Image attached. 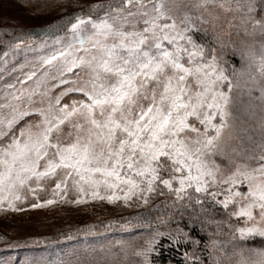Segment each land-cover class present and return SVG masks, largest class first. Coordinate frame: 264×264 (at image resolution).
Masks as SVG:
<instances>
[{
	"label": "snow or ice",
	"instance_id": "6c2138e0",
	"mask_svg": "<svg viewBox=\"0 0 264 264\" xmlns=\"http://www.w3.org/2000/svg\"><path fill=\"white\" fill-rule=\"evenodd\" d=\"M64 23L46 54L11 64L37 39L22 32L0 55V212L168 196L161 223L216 228L183 264H264V0H108ZM163 237L201 243L152 229L141 264Z\"/></svg>",
	"mask_w": 264,
	"mask_h": 264
},
{
	"label": "rangeland",
	"instance_id": "374dc122",
	"mask_svg": "<svg viewBox=\"0 0 264 264\" xmlns=\"http://www.w3.org/2000/svg\"><path fill=\"white\" fill-rule=\"evenodd\" d=\"M104 1L107 0H0V5L8 8V13L18 14L19 21L24 24L22 27H30L43 24L73 7L83 10ZM2 7L0 10L7 11ZM65 33L66 30L61 34L49 36V43L57 36L63 37ZM39 40L36 39L32 49L14 50L17 54L14 59L9 56L11 64L23 63L25 58L33 60L46 54L47 49H39ZM50 192L51 186L40 195L47 198ZM166 199L167 196H158L147 206L131 208L94 202L83 205L55 204L40 209H30L24 205L27 210L23 212H0V264H9V261H13V264H24L26 260H46L51 264H55L56 261H63V264H141V258L135 256L134 252L143 246L144 239L151 234L152 229L168 231L181 226L163 224L160 219L153 223H139L135 227L123 229L121 227L108 229L105 225L115 222L112 226H118L122 218L144 213ZM160 218L167 220L169 217ZM220 219L228 218L222 215ZM230 222L239 223L235 219ZM89 226H95L91 232L78 231ZM209 232L215 233V226L206 231L205 242L209 240L207 235ZM164 238L166 237L161 238V241ZM213 238L229 239V229L226 226L222 227L221 234ZM32 240L44 241L46 244L35 247L36 244L31 243ZM17 241L21 244L28 242L25 247L29 250L16 251V248L9 247ZM1 249H10L13 253H3Z\"/></svg>",
	"mask_w": 264,
	"mask_h": 264
},
{
	"label": "trees",
	"instance_id": "16d2710c",
	"mask_svg": "<svg viewBox=\"0 0 264 264\" xmlns=\"http://www.w3.org/2000/svg\"><path fill=\"white\" fill-rule=\"evenodd\" d=\"M5 3V2H4ZM4 3H1L3 5H5ZM103 4L108 3L107 1L101 2ZM101 3H96V4H101ZM0 7H2L0 5ZM5 8V7H2ZM8 8H5V10H7ZM88 9L89 7L80 10L79 8L73 7L65 12H63L61 15L54 17L51 20H48L46 22H44L43 24H39V25H35V26H30V27H22L24 26L23 22L19 21V15L15 14V13H8L9 11H2L0 10V55L3 54L4 51H6V42H10V43H16V39L15 37L19 34L23 33H28V34H32L33 36H35L37 39H41L43 38V36L46 34L48 37L49 36H53V35H57V34H61L63 33L68 25L64 22H66L68 20V18L70 16H72L73 14L76 13H85L88 14ZM14 15V16H13ZM96 15V14H93ZM17 16V17H16ZM53 25H55L56 27H52ZM11 32L12 35H8L7 33ZM171 197L167 196V199L165 201H170ZM165 201H161L158 205L152 207L150 210L144 212V213H139L133 216L128 217L133 218L137 215L141 216V220L139 223H153L155 222L158 217H162V216H167L169 217V214L173 211V209L165 207L164 206V202ZM222 215H216L214 218L219 220L220 217ZM179 219L178 216H176L175 218H173L169 223L173 226L177 225L176 220ZM122 222L117 224L118 226H111V227H120L119 225L122 224L124 222V220H121ZM138 223V224H139ZM187 224V215H185V217L180 220L179 225L186 231L189 232L190 237L191 238H195L197 240H199L201 243L198 247H196L195 249L192 247V245L189 243L186 246H181V245H177L175 247H172L170 245V241H168L167 238H164L161 241V244L163 245V247H161L159 249V255H153L152 259L154 264H169V263H174V264H183V253L185 251L192 253V252H196L197 254L200 253V249L203 247L204 243H205V233L206 231H208L209 229L213 228V225H207L205 227V231H201L200 230V226H194V227H186L185 225ZM106 228H104L105 230ZM108 229H112V228H108ZM41 244H46V242L41 241V243H37L36 245H34L35 247H38ZM33 248V247H31ZM24 249H28V247L21 246L16 248V251H21ZM3 253H13L12 250L10 249H1ZM29 250V249H28ZM27 251V250H26Z\"/></svg>",
	"mask_w": 264,
	"mask_h": 264
}]
</instances>
